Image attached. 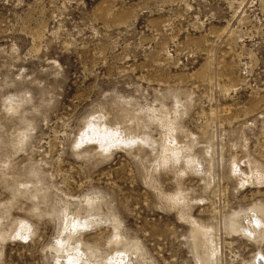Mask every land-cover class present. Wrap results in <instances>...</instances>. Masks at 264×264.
<instances>
[{
  "label": "rangeland",
  "instance_id": "rangeland-1",
  "mask_svg": "<svg viewBox=\"0 0 264 264\" xmlns=\"http://www.w3.org/2000/svg\"><path fill=\"white\" fill-rule=\"evenodd\" d=\"M259 256L264 0H0V264Z\"/></svg>",
  "mask_w": 264,
  "mask_h": 264
},
{
  "label": "bare ground",
  "instance_id": "bare-ground-1",
  "mask_svg": "<svg viewBox=\"0 0 264 264\" xmlns=\"http://www.w3.org/2000/svg\"><path fill=\"white\" fill-rule=\"evenodd\" d=\"M258 216V215H257ZM262 220V219H261ZM263 222V221H262ZM205 236V235H204ZM213 242V241H212ZM211 242V243H212ZM204 244V243H203ZM212 246V245H211ZM205 247V246H204ZM215 249V248H214ZM209 250H211V249H209ZM214 251V250H213ZM213 251H211V254H212V252ZM210 254V253H209ZM213 256H215V255H213ZM211 257V256H210ZM256 264H264V256H259V258H258V260H257V262H256Z\"/></svg>",
  "mask_w": 264,
  "mask_h": 264
}]
</instances>
